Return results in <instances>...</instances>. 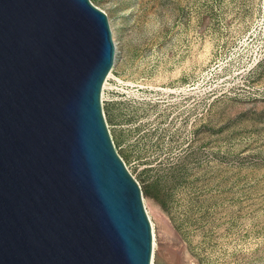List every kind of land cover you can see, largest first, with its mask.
I'll return each instance as SVG.
<instances>
[{
	"label": "rangeland",
	"instance_id": "rangeland-1",
	"mask_svg": "<svg viewBox=\"0 0 264 264\" xmlns=\"http://www.w3.org/2000/svg\"><path fill=\"white\" fill-rule=\"evenodd\" d=\"M88 1L115 44L100 106L152 264H264V0Z\"/></svg>",
	"mask_w": 264,
	"mask_h": 264
},
{
	"label": "water",
	"instance_id": "water-1",
	"mask_svg": "<svg viewBox=\"0 0 264 264\" xmlns=\"http://www.w3.org/2000/svg\"><path fill=\"white\" fill-rule=\"evenodd\" d=\"M113 53L88 0H0V264H149L100 106Z\"/></svg>",
	"mask_w": 264,
	"mask_h": 264
},
{
	"label": "bare ground",
	"instance_id": "bare-ground-1",
	"mask_svg": "<svg viewBox=\"0 0 264 264\" xmlns=\"http://www.w3.org/2000/svg\"><path fill=\"white\" fill-rule=\"evenodd\" d=\"M108 27H109V25H108ZM109 30H110V28H109ZM110 37H111V35H110ZM111 41H112V44H113V48H114V52H115V44H114V41H113V38L111 37ZM113 56H114V53H113ZM113 61V60H112ZM110 75V69L108 70V72L106 73V75H105V77H104V80H103V82H102V85H101V88H100V94H99V99H100V101H101V93H102V88H103V86H104V84H105V81H106V79H107V77ZM111 76V75H110ZM105 88V87H104ZM103 95V94H102ZM103 97V96H102ZM140 198H141V195H140ZM143 201V198H141V202ZM145 203L143 202L142 203V206H143V209H144V212H145V214H146V217H147V219H148V224H149V229H150V249H151V253L153 252V247H154V233H153V228H152V222H151V220H150V217H149V215H148V212H147V210H146V207H145V205H144ZM149 264H152V254H150V260H149Z\"/></svg>",
	"mask_w": 264,
	"mask_h": 264
}]
</instances>
